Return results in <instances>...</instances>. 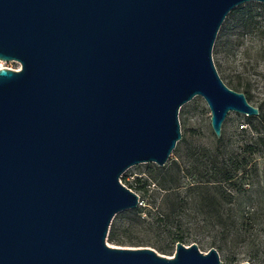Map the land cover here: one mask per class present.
Masks as SVG:
<instances>
[{"label": "water", "instance_id": "1", "mask_svg": "<svg viewBox=\"0 0 264 264\" xmlns=\"http://www.w3.org/2000/svg\"><path fill=\"white\" fill-rule=\"evenodd\" d=\"M245 1L0 0V59L21 64L0 67V264H223L107 238L141 204L121 176L167 163L184 103L203 96L217 136L229 111L259 114L213 59Z\"/></svg>", "mask_w": 264, "mask_h": 264}, {"label": "rangeland", "instance_id": "2", "mask_svg": "<svg viewBox=\"0 0 264 264\" xmlns=\"http://www.w3.org/2000/svg\"><path fill=\"white\" fill-rule=\"evenodd\" d=\"M264 2L258 0H249L237 5L235 16L229 13L223 22L221 28L225 30L221 34V28L215 40L213 47V59L217 69L226 83L240 82L242 84L251 85L252 99L251 102L257 104L264 97ZM253 10L257 15V24L254 29L248 30L243 25V19L240 13L243 11ZM219 36V37H218ZM7 66L19 68L21 64L16 61H5L0 59V67ZM246 114L231 110L222 123V133L226 146L219 148V142L215 131L211 124V109L206 100L201 95H196L188 102L184 103L179 111V119L181 124L182 137L177 142L178 152H172L166 164H169L173 159L179 162H185L190 155L197 152H224L225 154H235L241 151L242 141L245 139L244 133H241V127L244 125ZM155 162H141L130 166L124 171L121 180L127 186L135 190L141 199V204L151 207L150 201L155 198L158 203L162 201L164 191L155 185L150 184V190L147 195L136 187L135 181L138 176L147 178L150 174V169L155 167ZM158 165V164H157ZM160 166V165H158ZM164 166V165H163ZM258 166L261 171V178H264V158L258 159ZM156 170V168H152ZM126 177V179H124ZM150 180V179H149ZM194 179L190 175H183L181 178V194L186 193V188ZM236 203L226 204V208L236 207ZM155 209V208H154ZM153 209V210H154ZM191 212L182 218V222L187 236L185 244L196 242L202 251H208L211 247L222 245L223 249L219 250L220 258L225 264L226 258L234 257V264H240L244 261H249L250 264H264V228L258 225L252 231H242L239 235L233 228L230 232L223 231L220 227L213 224L204 225L200 218L193 217L195 211ZM143 216L147 220H151L150 216L143 212ZM119 218V216L117 217ZM120 236L128 241L123 244H114L107 242L110 245H119L125 247L152 246L154 244L167 243L166 233L161 230H140L142 226L132 227L133 231L125 230L129 226L130 216L124 218ZM155 228V227H153ZM139 230V231H138ZM132 240L148 241L147 245H134ZM216 241L213 246L212 242ZM154 247V246H152ZM155 248V247H154ZM156 249V248H155ZM176 249V244L168 248L167 251L159 253L163 255H173ZM171 253V254H169Z\"/></svg>", "mask_w": 264, "mask_h": 264}, {"label": "trees", "instance_id": "3", "mask_svg": "<svg viewBox=\"0 0 264 264\" xmlns=\"http://www.w3.org/2000/svg\"><path fill=\"white\" fill-rule=\"evenodd\" d=\"M235 12L236 9L229 13L235 16ZM257 15L253 10L240 13L246 29H254L258 23ZM220 32L226 35L222 28ZM227 84L244 92L251 102L253 96L250 84L240 82ZM257 106L259 114L247 115L241 127V133L246 134L241 151L231 155L224 152H197L190 155L185 162L173 159L164 166L155 164L152 168L156 170L151 168L147 178L138 176L135 180L136 187L147 195L150 184L155 183L164 191L162 201L158 203L152 198L151 207L139 205L117 213L110 225L109 242L114 244L128 242L120 236L121 225L128 216L131 219L125 230L133 231L132 227L145 224L140 230L153 229L155 232L161 230L160 232L166 233L167 243L152 245L164 253L178 241L187 242L186 228L182 222V218L191 213L187 211H195L193 217L200 218L204 225L213 224L227 232L235 228L238 235L243 230L252 231L257 225L264 228V178L260 177L261 171L258 166V159L264 158V97ZM217 139L219 148L226 146L222 135L217 136ZM175 151H179L177 145L173 152ZM262 172L264 173V169ZM183 175H190L194 179L187 186L184 195L180 191ZM234 202L237 204L236 207L226 208V204ZM143 212L150 216L151 220H147ZM132 241L134 245L149 244L143 240ZM212 243L213 246L216 245V241ZM217 246L219 250L223 249L222 245ZM234 261V257L226 258L225 264H234Z\"/></svg>", "mask_w": 264, "mask_h": 264}, {"label": "built area", "instance_id": "4", "mask_svg": "<svg viewBox=\"0 0 264 264\" xmlns=\"http://www.w3.org/2000/svg\"><path fill=\"white\" fill-rule=\"evenodd\" d=\"M1 67H3V66H1Z\"/></svg>", "mask_w": 264, "mask_h": 264}]
</instances>
